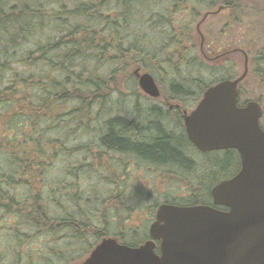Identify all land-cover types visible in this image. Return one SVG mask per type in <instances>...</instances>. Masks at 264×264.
I'll list each match as a JSON object with an SVG mask.
<instances>
[{"label": "trees", "instance_id": "1", "mask_svg": "<svg viewBox=\"0 0 264 264\" xmlns=\"http://www.w3.org/2000/svg\"><path fill=\"white\" fill-rule=\"evenodd\" d=\"M237 1L0 0V231L9 221L12 242L8 252L0 251V264H20L22 245L32 237L45 240L40 250L23 251L31 260L25 264H71L86 257L100 241L104 226L95 228L91 240L86 227L96 218L87 208L95 207L80 206L79 199L71 200V187L54 183L50 192L57 188L62 195L56 216L55 207L47 203L52 196L41 195L53 150H70L65 146L70 133L62 124L66 118L79 121L82 115L99 119L93 107L105 104L101 92L108 83L116 85L121 75L132 81L131 88L126 82L128 89L136 86L128 74L132 65L161 73L169 80V97L177 99L189 92L200 99L208 86L235 78L223 74L205 82L203 62L191 53L194 46L183 42H189L200 10L217 5L238 8ZM183 11L192 19H177ZM263 59L258 55L253 62ZM175 114L178 129L165 123L167 111L157 105L131 119H104L100 146L185 174L188 196L164 203L207 200L214 184L237 171L238 154L234 149L213 151L197 163L188 152L192 145L180 113ZM18 187L25 189L24 195ZM75 189L80 195V188ZM116 235L120 243L137 246L146 233ZM60 240L64 244H57Z\"/></svg>", "mask_w": 264, "mask_h": 264}, {"label": "rangeland", "instance_id": "2", "mask_svg": "<svg viewBox=\"0 0 264 264\" xmlns=\"http://www.w3.org/2000/svg\"><path fill=\"white\" fill-rule=\"evenodd\" d=\"M237 3L238 8L235 6L224 8L205 18L199 25V31L203 36L202 42L196 31V25L206 11H214L218 5L208 10H200L193 22L189 42L183 43L184 45L191 43L194 46L191 53H195L196 58L204 64L201 75L205 82L214 80L223 74H230L234 77L240 75L243 71V55L232 50L240 48L247 53L248 72L239 83L238 89L241 91L239 101L240 104L247 100L259 102L263 110L260 125L264 128V59L259 63L253 62L258 55L264 56V0H238ZM177 19L183 21L192 19V17L188 12L183 11L177 15ZM227 22L230 25L226 29L224 25ZM136 70L139 73H151L149 69L145 70L139 65L129 67L128 74L134 76L136 83L132 90L128 89L133 85L132 81L130 79L126 81V78L121 75L116 79V85L108 83V88L101 92L106 96L105 104H96L93 107L100 113L99 119H93V115L89 118L82 115L79 121L69 122L66 118L67 120L62 125L67 127V133H70V138L65 142V146L70 150L54 149L52 161L49 162L45 173V180L48 183L42 187L41 195L42 198L52 196L51 199L48 198L51 201L48 200L47 203L55 209L58 202L62 200V195L60 197L56 187L54 194L50 192L54 183L59 187H71L69 190L71 198H75L71 200L79 199L80 206L96 208V210L87 208V212L92 211L96 218L92 222L93 226L89 224L86 227L91 240V236L95 235V228H101L104 225L102 230L99 229L102 235L98 240L103 237H114L120 232H126V235L130 232L133 236L146 233L143 238L145 241L157 206L165 199L173 201L188 196L187 188L189 187L183 183L187 181L185 174L180 175L170 169L169 174H166L160 170L159 166L155 167L143 162L136 156L121 154L100 146L99 138L104 131V124L101 122L104 119L106 121L116 116L131 119L136 113L144 114V111L151 105H157L162 112L167 111L168 120L165 123L177 129L179 123L173 116L176 115L175 112L180 113L181 126L184 129V113H189L199 100L194 92L192 94L189 92L190 95L183 96L181 99L170 98L172 94L168 86L169 80L161 73H151L160 89V96L149 97L138 87ZM260 76L263 78L261 79ZM86 99L89 100V97ZM188 152L199 164L205 159L204 154L199 153L193 146ZM75 187L80 188V195ZM16 191L20 195L25 194L24 188L18 187ZM181 201L178 200V202ZM70 208L74 209V205ZM54 214L60 215L58 209ZM4 227L5 229L0 231V251L8 252L7 248L12 245L9 233H7L10 229L9 221L4 223ZM24 232H29V230H24ZM44 240L41 237L39 239L32 237L29 243L21 244L23 250L20 251L19 263L30 262L31 260L26 258V252L23 251L25 249L40 250ZM57 244H64V240L58 241ZM82 260L71 264H79ZM36 261L40 263L37 257Z\"/></svg>", "mask_w": 264, "mask_h": 264}, {"label": "water", "instance_id": "3", "mask_svg": "<svg viewBox=\"0 0 264 264\" xmlns=\"http://www.w3.org/2000/svg\"><path fill=\"white\" fill-rule=\"evenodd\" d=\"M222 9L204 13L196 25L201 42L199 25ZM241 52L242 73L208 86L196 106L183 115L187 139L198 151L234 149L239 155L238 171L210 189L214 204L227 210L162 203L149 225L148 240L133 247L103 238L79 264H264L262 109L253 100L238 105V84L247 73V56ZM135 76L144 94L160 95L150 73L136 70Z\"/></svg>", "mask_w": 264, "mask_h": 264}, {"label": "flooded vegetation", "instance_id": "4", "mask_svg": "<svg viewBox=\"0 0 264 264\" xmlns=\"http://www.w3.org/2000/svg\"><path fill=\"white\" fill-rule=\"evenodd\" d=\"M242 54V53H241ZM247 56V59L249 60L248 58V55L246 54ZM263 128V127H262ZM201 153V152H199ZM122 154V153H121ZM201 154H207V153H201ZM134 156V155H133ZM238 160H239V157H238ZM153 165V164H151ZM156 167V165H154ZM164 173H168L169 172V169L167 167H164V166H159ZM239 169V167H238ZM237 169V171H238ZM237 171H235L233 174H235ZM121 173H122V170H121ZM123 174V173H122ZM232 174V175H233ZM231 175V176H232ZM230 177V176H229ZM176 206H181V207H195V206H205V207H210V208H214V209H217V210H220V211H226V208L225 207H220V206H216L210 196V190H209V199L207 200H204V201H187V202H182V203H172ZM158 243V242H157Z\"/></svg>", "mask_w": 264, "mask_h": 264}]
</instances>
